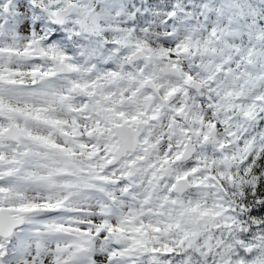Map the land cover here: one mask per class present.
<instances>
[{
    "label": "snow or ice",
    "instance_id": "6c2138e0",
    "mask_svg": "<svg viewBox=\"0 0 264 264\" xmlns=\"http://www.w3.org/2000/svg\"><path fill=\"white\" fill-rule=\"evenodd\" d=\"M0 264H264V0H0Z\"/></svg>",
    "mask_w": 264,
    "mask_h": 264
}]
</instances>
